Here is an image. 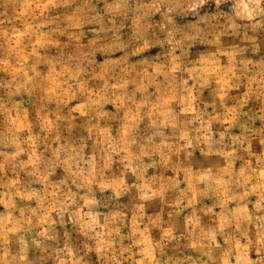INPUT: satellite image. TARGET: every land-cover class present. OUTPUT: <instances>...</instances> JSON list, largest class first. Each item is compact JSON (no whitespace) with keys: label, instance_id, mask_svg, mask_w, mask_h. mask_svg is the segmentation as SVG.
Segmentation results:
<instances>
[{"label":"clouds","instance_id":"9594fccd","mask_svg":"<svg viewBox=\"0 0 264 264\" xmlns=\"http://www.w3.org/2000/svg\"><path fill=\"white\" fill-rule=\"evenodd\" d=\"M0 264H264V0H0Z\"/></svg>","mask_w":264,"mask_h":264}]
</instances>
